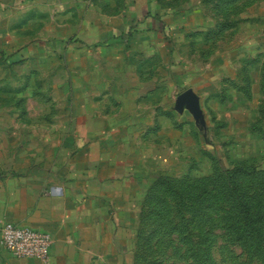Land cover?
<instances>
[{
  "label": "rangeland",
  "instance_id": "1",
  "mask_svg": "<svg viewBox=\"0 0 264 264\" xmlns=\"http://www.w3.org/2000/svg\"><path fill=\"white\" fill-rule=\"evenodd\" d=\"M187 90L200 124L176 108ZM88 126L119 198L108 264H264V0H17L0 177L73 170Z\"/></svg>",
  "mask_w": 264,
  "mask_h": 264
},
{
  "label": "crops",
  "instance_id": "2",
  "mask_svg": "<svg viewBox=\"0 0 264 264\" xmlns=\"http://www.w3.org/2000/svg\"><path fill=\"white\" fill-rule=\"evenodd\" d=\"M16 1L0 0V15ZM99 134V127L88 126V140L78 150L79 166L73 170L27 171L26 165L25 169L20 166V171H16L17 166L3 169L0 226L12 223L46 233L52 244L45 263L15 258L0 245V264H108L113 230L107 205L119 198L117 194L113 198L109 191L114 170L94 139Z\"/></svg>",
  "mask_w": 264,
  "mask_h": 264
},
{
  "label": "built area",
  "instance_id": "3",
  "mask_svg": "<svg viewBox=\"0 0 264 264\" xmlns=\"http://www.w3.org/2000/svg\"><path fill=\"white\" fill-rule=\"evenodd\" d=\"M51 244L52 240L46 233L12 223L0 226V245L15 258L45 263L49 259Z\"/></svg>",
  "mask_w": 264,
  "mask_h": 264
},
{
  "label": "water",
  "instance_id": "4",
  "mask_svg": "<svg viewBox=\"0 0 264 264\" xmlns=\"http://www.w3.org/2000/svg\"><path fill=\"white\" fill-rule=\"evenodd\" d=\"M184 105H186L190 109L194 118L200 124L202 121V117H201V111L199 109L198 98L190 90H187L184 93H182L177 99L176 108L178 110L181 109L182 106Z\"/></svg>",
  "mask_w": 264,
  "mask_h": 264
},
{
  "label": "trees",
  "instance_id": "5",
  "mask_svg": "<svg viewBox=\"0 0 264 264\" xmlns=\"http://www.w3.org/2000/svg\"><path fill=\"white\" fill-rule=\"evenodd\" d=\"M247 219V217H246ZM251 219L248 220H243V224L250 226L251 225ZM262 237L261 233H257V232H252V233H241L239 235V238L241 241L245 242L248 244V242H253L256 239H260Z\"/></svg>",
  "mask_w": 264,
  "mask_h": 264
}]
</instances>
